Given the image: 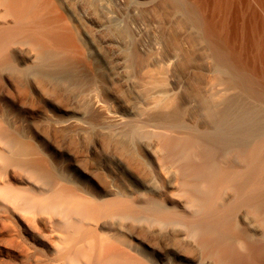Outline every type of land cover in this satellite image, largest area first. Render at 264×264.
<instances>
[{"label": "bare ground", "instance_id": "1", "mask_svg": "<svg viewBox=\"0 0 264 264\" xmlns=\"http://www.w3.org/2000/svg\"><path fill=\"white\" fill-rule=\"evenodd\" d=\"M127 1L124 13L105 9L109 25L100 21L97 30L129 35L132 16L142 28L146 20L158 26L153 32L135 28L132 42L115 41L128 49L117 63L137 92L128 90L132 103L122 112L100 96L94 81L85 97L102 118L104 144L147 172L150 182L139 186L116 165V155L100 158L96 136L81 143L83 163L0 111V264H264V139L256 138L258 117L244 125L235 100L238 92L264 104V0ZM80 20L63 0H0V80L25 88L36 76L47 81L75 74L78 57L93 55ZM177 25L197 29L185 30L187 43L199 45L195 58L176 47ZM136 38L144 39L139 49ZM67 57L74 71L66 70L70 59L62 68ZM85 62L94 70L98 65ZM14 98H5L8 106L22 109ZM24 113L49 122L42 111ZM78 125L93 127L76 114L54 123ZM132 220L172 226L170 234L197 252H161L132 241L126 226Z\"/></svg>", "mask_w": 264, "mask_h": 264}, {"label": "rangeland", "instance_id": "2", "mask_svg": "<svg viewBox=\"0 0 264 264\" xmlns=\"http://www.w3.org/2000/svg\"><path fill=\"white\" fill-rule=\"evenodd\" d=\"M63 1L65 3L66 9H68V11L74 12L79 17V20L81 19L80 22L83 21V22H81L82 24H84V22H85L84 28H83V33L86 34V38H87L86 42H87V46H88L87 48H89L88 51H90L93 54L92 55L93 58H92V56L85 58V57H83V55L81 57H78L79 59L76 60V62H74V65L76 66L75 71H74L73 68L75 66L73 65V61L70 58L67 57V58L64 59V66L62 68L66 67V65H67V63H66L67 61L66 60L70 59L71 60L70 64H72V65H67L68 69H66L67 67L65 69L66 70L72 69L77 76L75 74H72L73 75V78H72V75L70 76V73L68 75L65 72L64 75L62 74V75L56 77L57 79L54 78V76H53L54 79H52V77H51V79H49L47 81H44V79L38 78V76H36L37 78L34 77L33 78L34 80L32 79V86L31 87H25L24 88L23 86L19 85L21 87V89L24 88L23 89L24 92H21V90L19 89L20 90L19 94H18V91L15 90V88L18 87L17 83H15L14 81H11V84H12V82H14L15 84L14 85L12 84V87L10 89L9 86L7 87L6 82L0 80V85H1L0 86V98H1L0 107L1 108L3 107L2 110L0 108V111L1 112L4 111L3 113L6 112L8 117L11 118V120H13L16 124L25 127L26 129H28L31 132L37 131L39 134L45 136L50 141L52 146H58V147L61 146V150L63 152L64 151L68 152V153L72 154L74 156V158H77V159H81V157H82V159H85V155H86L85 153L87 152V149H85L86 147L84 145H81V143L84 142V141H91L92 139H95L94 136H96V140L100 143V152H99L100 156L99 157L102 158L103 155L106 154V153L109 156H111V157H114L116 155V158L114 159V161H116V165L121 170L124 169L126 171V173L130 177L131 176H132V178L134 177V179L137 180L138 185L143 187V186H145L146 183L148 184L150 182V178H149L150 176L143 169H138L139 167H137L136 164H134V163L131 164L132 161L129 160L127 157L120 156L119 153L116 152V150L114 148H111V147L105 145L106 141H108V137L105 136L106 135L105 133H102L100 131V127H99L102 118H101V116H98L95 113L91 112V110L89 109L88 103L86 102L87 100H86V97H85L86 92L90 88L89 87L90 84L92 85L95 82V85L97 87L95 85H92V87L95 86L98 89V92L100 91L99 92L100 96L104 100L106 99L109 102V104H110V106H112L113 110L118 111V112H122L124 110V108L128 107L127 105L132 103L131 100L129 99L130 91L131 92L134 91L136 93L137 90H135L134 87L132 88L131 85H127L124 82V79H123L122 76L126 75V72H124V71L122 72V69L119 68L120 67L119 63H117L119 59L124 57L123 56L124 54H126V56H127L128 49L125 46H123L122 44H120V45L116 44V42L117 41H119V42L123 41L124 42V40H125V42H127L128 39H131V38L133 39L137 29L139 31L142 28L141 25L139 24L140 22L138 23L139 20L136 17L132 16L130 18L129 24L127 25V28H128L127 30H129L130 25H132L130 30L133 31V32L129 31V35H128L125 32L126 29H124L125 31L121 30L123 34L125 32L128 35V36L125 35V34L123 35L121 33L122 36H123L122 37L123 40H121L122 39L121 35H120L121 31L118 32V31L113 30L112 28L111 29L109 28V29H106V30L102 31L103 33H101V32H99L97 30V25H100L102 21H103L102 24L109 25V21L106 18V14H107L106 12L109 11V10H111V11L113 10L114 13H124L126 11L127 6L129 5V2L127 0H100V2L98 1V2H95V3L92 2L91 0H63ZM66 2H68V3H66ZM103 2L105 3L104 5H103ZM70 4H72L73 6L70 5ZM81 4H82L83 10H82V8H80ZM99 4L101 5V7H104V8H101ZM167 4H169L168 5L169 7H167ZM167 4H163L162 5L163 8L161 6V8H162V10L164 12L163 13L164 17H165V14H167L165 10L170 8V3H167ZM95 6H96V8H95ZM105 9L106 10L108 9V10L106 11ZM92 10H94V11H92ZM85 11H87V12H85ZM167 11H169V10H167ZM92 14H94V15H92ZM96 16H99V19ZM104 19H106V20L104 21ZM146 21L144 22V25H143V28L145 27L144 28L145 30H147L148 32L149 31L153 32V30L154 31L158 30L157 29L158 26L155 25L156 26L155 27L154 23L151 22L153 24V26H152V24H150V22H146ZM135 24L136 25L139 24L140 26L137 25L138 26L137 27ZM87 26L90 27V28H88ZM184 26H185V24H184ZM186 26L188 27V25H186ZM180 27H182V28H180ZM190 27H188V28L189 29H193L195 31L197 30L195 27H192V28H190ZM135 28H136V31H135ZM143 28H142V30H144ZM188 28L185 27V29H184V27L181 26V25H177L176 28L174 26V28L172 29V30H174V31H172V33L174 32L172 37H174V39H175L174 43H175V45H177L176 47L178 49L181 48L183 50V49L186 48V50L189 51L187 53V55L191 56L190 54H192L194 56V58H195V56H198L200 54V50H198L199 45H198L197 42H196L197 46H196V43L194 45V41L192 40V42H191V43H193V45L191 44L192 47L187 48V47H189L190 44L187 43L188 42L187 41L188 40L187 37H189V36L187 34H185V30L186 29L189 30ZM85 29H87L88 31L85 30ZM181 29L184 30V32ZM106 31L107 32L109 31V32L106 33ZM132 33H133V35L131 36ZM108 34L110 36H108ZM174 35H177V36H174ZM193 36H194V34H193ZM128 37H131V38H128ZM102 38H103V40H102ZM143 38H144V36H143ZM143 38H140L142 40L136 38L138 41H135L136 44H137V45L136 44L135 45L137 46L138 49L141 48V46L144 45V42H143L144 39ZM195 38H196V35H195ZM128 41H131V40H128ZM95 43H96L97 46H95ZM114 44H115V46H114ZM110 45H112V46H110ZM184 45H186V47ZM182 46H184V47H182ZM193 46H196V47H193ZM120 47H121V50H120ZM118 51L120 52V54H122V53L123 54L120 55ZM86 53H87V51H86ZM163 54H164V56L165 55L167 56L168 53H167V51H163L162 55ZM87 56H88V54H87ZM82 57L84 58L83 61L81 59ZM94 57H95V59H94ZM152 57H154V56H152ZM76 59H77V57H76ZM70 60H68V63H69ZM79 60H81V61H79ZM87 60L89 62H92V63L94 61V64H95V61L98 62V65L97 64L95 65V70H94V67H91L92 69L90 67H87V65H89V63L87 64L85 62ZM77 63H79L78 66H77ZM69 66H71V67H69ZM82 67H84V69H82ZM65 69H62V70L65 71ZM126 71L128 72L127 73L128 75L133 74V73L136 72L135 69L133 70L134 72L133 71L130 72L129 69H127ZM76 72H78V73H76ZM53 75H55V74L53 73ZM117 75H119V76H117ZM82 76H83V80H82ZM96 77H97V79H95ZM60 79H61V81H60ZM117 79H119V80H117ZM99 83H100V85H98ZM40 84L41 85L43 84V86H41ZM69 84L73 85V86H70ZM74 84H75V87H77V85H78L79 88L78 87L75 88ZM53 86H54V88H53ZM127 86H128V89H127ZM20 87H18V88H20ZM6 88H7V91H6ZM60 88H61V90H60ZM14 90H15V92H14ZM128 90H129V94H128ZM25 91L26 92L28 91L29 93L27 92V94H26ZM82 91H84V92H82ZM74 92L78 93V94H75ZM81 92H82V94H81ZM11 95L13 96V98H14V96H16L17 99L16 98H14V99H15L16 102H18V105L20 107H22L23 110L19 109V108H16V107L15 108L9 107L10 105L5 100V98L7 96L11 97ZM25 95H27V97H25ZM28 95H30V96H28ZM243 95H245V94L244 93L243 94H241V93L239 94L238 92H237V95H235V98L238 97V99H235V100H238L237 103H239V105L241 107V110L244 113L243 122L245 121V123H243V124L244 125L247 124L246 126H248V123H247L248 119L252 118L254 115H255L254 118L257 116L259 118V120H258V118L257 119L255 118V120L257 121L256 123L258 125V130L259 131H257L258 134H257L256 138L258 140H260V141H263V139H264V133H263L264 132V128H263L264 127V116H262V115H264V110H263L264 109V104H263V102L257 101L254 98L251 100L250 98H252V97H250V96H249V98H247L248 95H246L245 97ZM1 96H3V97H1ZM31 97H34L35 99L31 98ZM25 99H27V100H25ZM5 103H7V104H5ZM23 103H24V105H23ZM257 105H258V107H257ZM255 106H256L257 109L255 108ZM246 107H248L250 110H246L247 109ZM254 109L256 110V112L254 111ZM24 111H28V112H31V111L32 112L42 111V112L46 113L47 116L49 117V122L47 121V123H48L47 124L46 121L42 117H38V116H35V115H28V114H25ZM259 113L261 114L260 116L263 117L262 119H260L261 117H259ZM75 114L77 116H80V115L84 116L85 119L87 120V122L93 124L92 129L95 128V131L93 132V130L91 129V126L88 127L85 130H82V127H80L79 125H78L79 127L76 126V128L71 127V128H65V129H61V128H58V127L54 126V123L56 121L66 120V119L69 118V115L71 116V115H75ZM246 126H243V132L246 131V128H247ZM241 134L244 135V136H241V141L243 140L242 142L246 144V141H247L246 139L248 138V136L246 135V133H241ZM259 135H260V138H259ZM245 136H247V137L245 138ZM104 141H105V144H104ZM101 143L103 144V147H102ZM104 146H106V149L104 148ZM109 149H110V151H109ZM111 153H113V154H111ZM80 154H82V155H80ZM83 154H85V155H83ZM82 159H81V162L84 163V161H82ZM120 164H121V166H120ZM131 165H132V167L133 166L134 167L132 168ZM98 167L100 168V165L97 164L96 168H98ZM98 172H100V171H98ZM119 174H120V172H118V175ZM150 222H151V224H150ZM149 225H151V226H149ZM126 226H127L128 233L130 235H132V236H130L129 239H131L133 241V239L137 238V239L142 240L144 242L147 241L146 243L148 245L152 246L153 248L158 249L161 252H183V253H186V252L187 253L197 252L195 247L184 243L177 236H174V235L170 234L169 230H172L171 229V228H173L172 226H166V225L165 226L164 225L161 226V225L153 223L152 221H143L140 224V221L136 222L134 220L128 222ZM166 227H167V229H166ZM163 237H164V239H163ZM189 247L192 250H190Z\"/></svg>", "mask_w": 264, "mask_h": 264}]
</instances>
